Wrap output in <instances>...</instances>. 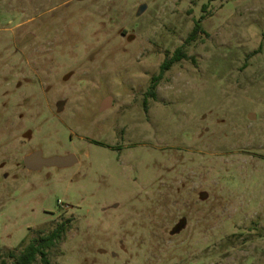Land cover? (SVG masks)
Here are the masks:
<instances>
[{
	"label": "rangeland",
	"instance_id": "374dc122",
	"mask_svg": "<svg viewBox=\"0 0 264 264\" xmlns=\"http://www.w3.org/2000/svg\"><path fill=\"white\" fill-rule=\"evenodd\" d=\"M62 223L48 264H264V0H0V263Z\"/></svg>",
	"mask_w": 264,
	"mask_h": 264
},
{
	"label": "trees",
	"instance_id": "16d2710c",
	"mask_svg": "<svg viewBox=\"0 0 264 264\" xmlns=\"http://www.w3.org/2000/svg\"><path fill=\"white\" fill-rule=\"evenodd\" d=\"M203 19V18H202ZM202 19L198 20L196 22L195 28L191 35L188 37L186 44L191 43L196 38L197 34L199 33H205L202 29ZM188 59L187 53L185 51V46H182L181 48L177 49L172 57L166 58V60L162 63L160 69L161 74L154 78L152 81V86L149 90V96L154 97L155 96V87L157 85V81L161 76L168 70L171 69V67L180 61ZM67 230L66 224L62 223L58 225V227L51 232L49 235L41 236L40 238H34L30 241V243L18 254L16 253H10V257L15 259L12 264H37L38 257H41L44 264L47 263V255L48 250L51 249L54 245H56L63 237V234ZM0 264H6L5 261H2Z\"/></svg>",
	"mask_w": 264,
	"mask_h": 264
},
{
	"label": "water",
	"instance_id": "95a60500",
	"mask_svg": "<svg viewBox=\"0 0 264 264\" xmlns=\"http://www.w3.org/2000/svg\"><path fill=\"white\" fill-rule=\"evenodd\" d=\"M146 9V6L143 5L139 8V13L141 14ZM112 99L107 98L102 104L101 110H106L108 106L111 105ZM77 158L75 155L70 154L67 156H52V157H44L42 151L37 150L32 152L31 154L24 157V165L26 169L30 172L41 171L43 168H68L73 166L77 162Z\"/></svg>",
	"mask_w": 264,
	"mask_h": 264
}]
</instances>
